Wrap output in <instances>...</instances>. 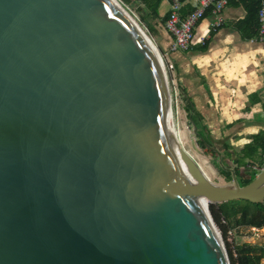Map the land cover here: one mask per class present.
<instances>
[{"label":"water","instance_id":"obj_1","mask_svg":"<svg viewBox=\"0 0 264 264\" xmlns=\"http://www.w3.org/2000/svg\"><path fill=\"white\" fill-rule=\"evenodd\" d=\"M226 170L181 147L160 53L116 0H0V264H230L209 205L264 204V170Z\"/></svg>","mask_w":264,"mask_h":264},{"label":"crops","instance_id":"obj_2","mask_svg":"<svg viewBox=\"0 0 264 264\" xmlns=\"http://www.w3.org/2000/svg\"><path fill=\"white\" fill-rule=\"evenodd\" d=\"M187 1L194 6L195 0ZM169 13L170 9L159 16ZM244 15L240 5L230 2L222 13L223 25L212 31L213 17L207 14L195 28L194 48L185 52H169L171 35L160 21L153 22L157 50L174 66L172 79L175 88L193 101L204 118L211 143L219 150L222 162L233 169L234 160L253 143L254 138L264 135V42L257 37L243 39L231 28ZM203 37H209L208 45L200 50L198 42ZM182 102L184 109L183 98ZM226 147L232 149L229 151L231 159L226 156ZM246 161L253 163V160ZM222 179L225 181L223 185L229 184L223 176ZM246 230L258 232L261 243L244 235ZM233 231L237 245H261L264 240V229L240 227Z\"/></svg>","mask_w":264,"mask_h":264},{"label":"trees","instance_id":"obj_3","mask_svg":"<svg viewBox=\"0 0 264 264\" xmlns=\"http://www.w3.org/2000/svg\"><path fill=\"white\" fill-rule=\"evenodd\" d=\"M127 4H137L141 11L145 13L142 16V21L147 26L149 34L155 32V25L148 23L147 16L154 20L160 21L164 26L169 14L164 17L159 16V7L165 0H122ZM184 4L180 17L182 19L190 15L194 8L187 0H181ZM236 2L237 5L243 8L245 15L242 19L234 22L231 28L237 31L243 39L251 40L259 37L260 27L258 22V12L264 4V0H230ZM209 14L208 12L205 16ZM208 45V40L204 45H198V49L204 50ZM194 47H192L193 49ZM191 49V50H192ZM185 107L184 110L188 116L191 125L195 124L198 128L196 136L199 145L204 149L205 154L211 157L219 156L218 152L206 147L208 143L211 147L215 146L211 143L210 131L205 124L203 116L197 111L192 100L185 94H181ZM204 139V141L201 140ZM230 147H226V156L232 158L229 151ZM264 153V135H259L254 138L253 143L248 146L239 157L234 160L235 172L241 186L250 184L258 175L257 167L261 165ZM257 159H259L257 161ZM246 160H253V163H247ZM220 165L221 174L228 183L232 182V173L225 168L227 165ZM210 213L216 225L218 226L226 246L230 264H261L264 259V240L262 244L245 243L243 245L235 244L234 237H230L229 232L240 227H249L264 229V204H255L246 200L230 201L220 205H209Z\"/></svg>","mask_w":264,"mask_h":264},{"label":"built area","instance_id":"obj_4","mask_svg":"<svg viewBox=\"0 0 264 264\" xmlns=\"http://www.w3.org/2000/svg\"><path fill=\"white\" fill-rule=\"evenodd\" d=\"M170 5L169 17L164 23V28L172 37V43L169 47V52H185L192 49L194 46V31L197 24L205 17L208 12L213 17V22L211 24V30L215 31L217 28L221 27L224 23L223 20V10L228 5L230 0H195L194 10L186 18L182 19L180 17L182 8L184 6L181 0H167ZM258 22L260 27L259 37L257 40L264 42V4L258 12ZM209 37H203L199 40V45H204ZM163 67L166 73L168 84L173 87V101L179 102V90L175 88L174 81L172 79V72L174 70L173 64L164 58L160 54ZM258 172L264 170V154L262 158L261 165L255 167ZM230 237H234V231L229 232Z\"/></svg>","mask_w":264,"mask_h":264},{"label":"rangeland","instance_id":"obj_5","mask_svg":"<svg viewBox=\"0 0 264 264\" xmlns=\"http://www.w3.org/2000/svg\"><path fill=\"white\" fill-rule=\"evenodd\" d=\"M128 13V15L134 20V22L137 24V26L144 32V34L149 38V40L154 44V34H149L147 31L146 24L142 21L141 17L145 16V13L141 11V8L139 5L134 4L131 2V4H127L122 0H116ZM168 9H170V5L167 0L163 1L159 7V13L164 14ZM148 23L153 24L155 21L151 17L147 16L146 18ZM157 48V47H156ZM169 87L171 89V93H173V87L171 84H169ZM179 90L180 96H179V102L177 103L176 100H174V108H175V114H176V120L177 124L179 125V128L181 129V139L183 142V145L187 152L194 157V160L200 164V166L203 168V170L206 171L208 177L210 180L217 184V185H223L222 183H225L222 179L221 175V163L220 158L222 157H211L205 154L204 149L199 145L197 136L194 132L193 126L190 124L189 119L187 117V114L184 112L183 109V102H182V96H181V90ZM216 148V147H215ZM219 151V150H218ZM220 153V152H219ZM219 155V154H218ZM224 165V164H223ZM227 169V167L225 168ZM260 173V172H258ZM212 216V215H211ZM215 223V222H214ZM216 225V223H215ZM218 231L220 232L218 226L216 225ZM221 233V232H220ZM244 235L252 236L253 239L251 241H256L258 243H261L260 235L258 232H249V230H246ZM222 236V234H221ZM223 239V237H222ZM224 242V240H223ZM225 244V242H224ZM226 247V246H225Z\"/></svg>","mask_w":264,"mask_h":264},{"label":"bare ground","instance_id":"obj_6","mask_svg":"<svg viewBox=\"0 0 264 264\" xmlns=\"http://www.w3.org/2000/svg\"><path fill=\"white\" fill-rule=\"evenodd\" d=\"M127 13V12H126ZM128 14V13H127ZM129 16V15H128ZM130 17V16H129ZM131 18V17H130ZM132 19V18H131ZM132 21H134L133 19H132ZM178 125V124H177ZM178 131H179V137H180V143H181V147L184 149V151H186V153H188L189 154V152H187V150L185 149V147H184V145H183V142H182V139H181V129L179 128V125H178ZM190 155V154H189ZM191 156V155H190ZM192 157V156H191ZM193 159H194V157H192ZM199 166H200V164H198ZM201 167V166H200ZM202 168V167H201ZM202 170H203V168H202ZM204 171V173H206V171L205 170H203ZM206 175H207V173H206ZM208 176V175H207Z\"/></svg>","mask_w":264,"mask_h":264}]
</instances>
